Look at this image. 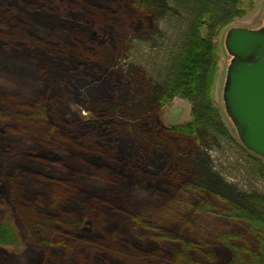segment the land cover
<instances>
[{"label": "trees", "instance_id": "obj_1", "mask_svg": "<svg viewBox=\"0 0 264 264\" xmlns=\"http://www.w3.org/2000/svg\"><path fill=\"white\" fill-rule=\"evenodd\" d=\"M253 8L254 0H0V62L36 86L0 92V124L16 134L0 147L9 191L0 204L40 246L30 264H264V192L228 190L199 155L206 141L233 139L214 99L217 39ZM119 30L134 61L117 101L96 73ZM96 91L106 101L90 106ZM68 96L92 119L71 118ZM175 97L189 101L191 117L172 125L163 113ZM128 129L163 161L143 160ZM29 133L36 145L14 151ZM174 152L197 156L193 178ZM251 156L264 178V158ZM17 231L0 221V244H19Z\"/></svg>", "mask_w": 264, "mask_h": 264}, {"label": "rangeland", "instance_id": "obj_2", "mask_svg": "<svg viewBox=\"0 0 264 264\" xmlns=\"http://www.w3.org/2000/svg\"><path fill=\"white\" fill-rule=\"evenodd\" d=\"M264 24V0H254V8L245 17L236 18L226 29H224L218 36V44L220 46L221 58L219 63V72L217 75L214 99L219 107L224 110L223 104V86L225 81V74L227 66L230 62L231 56L225 47V35L227 30L232 27H248L258 28ZM123 35L124 32L119 30L114 35L112 44L108 45L104 60L97 70L96 78L99 82L103 81L105 86L104 90L115 96L117 101H120L125 95H127V82L128 71L133 65V61L128 52L124 51L123 47ZM23 50L16 53L15 57H12L11 61H15L16 66L17 59L26 55ZM142 56L140 55V62L144 60L143 57L149 56L150 51L147 48L141 49ZM19 55V57H17ZM9 62H0V92L6 91L11 86L12 88L20 90L22 94H35V87L29 81H25L23 78H19L13 74V70L8 65ZM142 72L139 73L141 76ZM106 88V89H105ZM126 89V91L124 90ZM0 93V103L1 101ZM107 93V92H106ZM106 101L97 91L89 94L87 102L90 106H96L99 102ZM64 110L71 117L82 121H88L92 119L91 113L79 106L72 96H68L64 101ZM226 113V112H225ZM227 115V114H226ZM191 117V105L189 101L181 97H175L173 102L163 113L164 120L172 125L180 124L188 121ZM226 123L231 131L233 139H222L217 141H206L200 153L207 157L208 166L213 172L225 183L227 189L232 192H238L244 190L251 192L257 190L264 192V178L254 174L251 170L252 159L250 157L252 152L249 151L238 138L236 129L228 116H226ZM126 133V139L130 142L132 149L145 161L162 162L163 159L159 151L150 148L144 142V139L137 140L135 133ZM15 133L4 128V124H0V147L5 146V142L15 136ZM20 142L17 145L14 144V151H21L25 148H33L36 143L33 140L31 134L21 135L19 137ZM243 145L245 149L241 146ZM48 150L46 147L42 151ZM198 155V156H199ZM182 157L173 153V158L185 162V177L193 178L198 172V167L195 165V161H191L194 157L197 160V156ZM260 157V156H259ZM191 159V160H190ZM8 188L4 181L0 186V200L8 199ZM7 205V204H6ZM4 204H0V221H9L11 226L17 228V233L21 238V242L17 245H2L0 244V264H28L32 260H37L43 254L40 251V246L35 244L31 239L32 235L25 230L20 218L9 207ZM8 217L12 219H8ZM87 229H92V226L88 223ZM40 236L38 231L34 232V235ZM221 256H225V253ZM31 263V262H30ZM29 263V264H30Z\"/></svg>", "mask_w": 264, "mask_h": 264}, {"label": "water", "instance_id": "obj_3", "mask_svg": "<svg viewBox=\"0 0 264 264\" xmlns=\"http://www.w3.org/2000/svg\"><path fill=\"white\" fill-rule=\"evenodd\" d=\"M225 47L231 56L223 86V104L241 143L264 158V24L230 27Z\"/></svg>", "mask_w": 264, "mask_h": 264}]
</instances>
